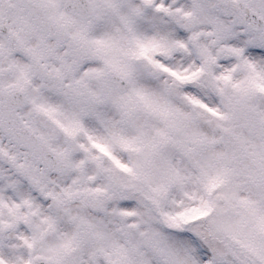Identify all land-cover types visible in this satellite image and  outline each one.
Wrapping results in <instances>:
<instances>
[{
  "label": "snow or ice",
  "instance_id": "6c2138e0",
  "mask_svg": "<svg viewBox=\"0 0 264 264\" xmlns=\"http://www.w3.org/2000/svg\"><path fill=\"white\" fill-rule=\"evenodd\" d=\"M0 264H264V0H0Z\"/></svg>",
  "mask_w": 264,
  "mask_h": 264
}]
</instances>
